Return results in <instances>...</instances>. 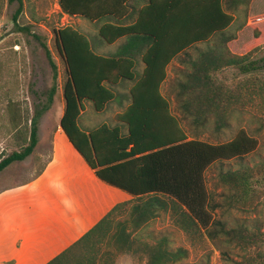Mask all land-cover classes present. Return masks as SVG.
Returning a JSON list of instances; mask_svg holds the SVG:
<instances>
[{"label": "trees", "instance_id": "obj_1", "mask_svg": "<svg viewBox=\"0 0 264 264\" xmlns=\"http://www.w3.org/2000/svg\"><path fill=\"white\" fill-rule=\"evenodd\" d=\"M6 1L19 6L12 18L15 22L22 1ZM251 2L230 0L229 13L224 8V0H57L63 15L98 25L94 42L70 26L53 30L64 66L61 133L97 179L134 198L136 204L127 213L132 230H138L159 211H165L167 204L162 198H168L174 203L173 207L182 209L187 220L206 231L209 238L221 234L224 244L255 243L254 236L246 231L226 229L214 221L209 210L205 172L215 163L252 153L257 141L243 130L221 144L188 139L172 114L168 100L161 94L171 61L197 45H210L209 49L200 51L199 59L190 62L185 81L178 84V96L183 113L191 117L192 122L213 121L216 131L227 126L229 99L223 96L213 76L231 67L243 74L257 69L255 61H250L249 57L261 45V34L253 37L242 55L236 54L242 47L229 46L237 40L238 32L248 25ZM240 17L243 22L232 35H227ZM18 31L28 32V29L18 26ZM118 42L123 46L111 54H99L94 49L96 43L112 45ZM42 47L52 71L53 85L46 103L35 110L30 120L28 144L1 158L0 172L32 154L37 144L38 119L53 101L57 67L49 50L45 45ZM135 55H140L144 64L140 75H136ZM122 83L129 85L128 103L115 117L119 125H98L87 134L81 131L78 121L82 103L89 102L96 113L102 112L116 102L120 96L117 88ZM219 176V181L230 192V199L237 202L248 196L247 172L237 170ZM125 205L128 204L113 208L87 236L111 221ZM214 225L216 228L211 229ZM130 234L124 223L117 227L113 236L121 247L130 249ZM141 251L145 264H169L182 255L169 253L162 243L143 246Z\"/></svg>", "mask_w": 264, "mask_h": 264}, {"label": "rangeland", "instance_id": "obj_2", "mask_svg": "<svg viewBox=\"0 0 264 264\" xmlns=\"http://www.w3.org/2000/svg\"><path fill=\"white\" fill-rule=\"evenodd\" d=\"M21 1V12L14 22L12 18L19 9L18 4L9 5L6 0H0V159L28 144L30 120L35 110L47 101L53 78L43 45L57 67L56 89L49 109L38 119L36 147L25 160L12 163L0 173V187L29 181L39 173L43 161L50 154L49 144L59 126L64 106L61 90L64 66L53 30L70 26L93 42L97 41L98 25L63 15L57 0ZM229 2L224 0V8L230 13ZM242 22L241 17L236 20L227 35H232ZM18 26L27 28L28 32H19ZM257 33L261 34V45L249 57L250 61H255L256 70L243 74L236 67H231L213 76L221 86L223 96L229 99L227 126L221 130H215L213 121L196 124L183 113L178 84L185 81L186 76L180 75L173 82L162 86L164 81L161 85V94L168 100L172 114L179 120L188 139L221 144L243 130L257 141V148L252 153L240 159L215 163L205 172L209 210L214 221L226 229L246 231L254 236L255 243L224 244L221 234L211 239L206 231L187 220L182 209L173 207L170 199L162 198L167 209L159 211L154 219L138 230L131 229V223L127 221L128 212L120 215L125 214L118 224L125 223L126 231L131 232L128 239L130 249L115 241L116 236L113 235L117 227L113 217L108 233L95 232L93 235L96 237L91 242L77 247L81 257L79 262L145 264L141 248L162 243L169 253L182 254L178 261L169 264H264V0H252L248 25L238 32L237 40L230 42L229 46L235 49L242 47L236 51L242 55ZM119 89L122 90L121 85ZM170 90L176 92L175 95ZM111 112H107L108 117H112ZM95 116L99 118L101 115ZM58 134L62 140L60 128ZM237 170L249 174L250 192L246 198L236 202L230 199V192L219 181V175ZM213 228L216 226H211Z\"/></svg>", "mask_w": 264, "mask_h": 264}, {"label": "crops", "instance_id": "obj_3", "mask_svg": "<svg viewBox=\"0 0 264 264\" xmlns=\"http://www.w3.org/2000/svg\"><path fill=\"white\" fill-rule=\"evenodd\" d=\"M121 46V42L96 43L94 49L99 54H111ZM210 47L197 45L171 61L162 86L180 75H188L190 62L199 59L200 51ZM135 59L136 75H140L144 64L140 55H135ZM121 87L122 90L120 86L117 88L120 96L116 102L102 112L96 113L89 102L82 103L78 121L81 131L87 134L98 125H119L115 117L122 112L121 107L127 105L129 85L122 83ZM108 111H112V117L107 116ZM95 114L101 116L97 118ZM58 128L39 173L29 181L0 187V264H83L78 260L81 257L77 247L96 237L87 234L113 208L127 203L114 216L118 227L125 214L120 215L136 204L129 194L97 179L64 134L59 140ZM109 227L110 221L96 232L106 234Z\"/></svg>", "mask_w": 264, "mask_h": 264}]
</instances>
